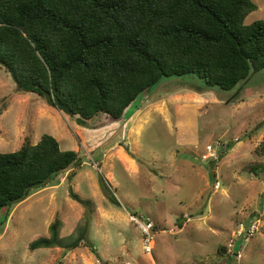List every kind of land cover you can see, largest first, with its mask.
Segmentation results:
<instances>
[{
    "label": "rangeland",
    "instance_id": "1",
    "mask_svg": "<svg viewBox=\"0 0 264 264\" xmlns=\"http://www.w3.org/2000/svg\"><path fill=\"white\" fill-rule=\"evenodd\" d=\"M251 1L257 10L246 25L264 21V0ZM142 99L123 123L103 126L98 116L85 127L35 94L17 93L0 66V101L7 103L0 152L48 134L83 159L71 180L61 174L11 207L0 230V264H264V157L255 154L264 140V69L230 91L205 89L193 75L162 78ZM129 215L152 221L151 255ZM56 218L64 239L87 219L92 248L31 251ZM253 221L258 230L239 261L218 253L239 224Z\"/></svg>",
    "mask_w": 264,
    "mask_h": 264
},
{
    "label": "trees",
    "instance_id": "2",
    "mask_svg": "<svg viewBox=\"0 0 264 264\" xmlns=\"http://www.w3.org/2000/svg\"><path fill=\"white\" fill-rule=\"evenodd\" d=\"M256 10L251 0H0V66L17 93L43 98L77 125L98 116L103 126L123 123L162 78L193 75L205 89L230 91L263 70L264 21L244 23ZM6 107L1 100L0 115ZM255 154L264 157V140ZM82 165L77 152L62 150L48 134L0 152V230L11 207L61 174L71 180ZM61 228L54 219L49 236L28 248H92L87 219L69 239Z\"/></svg>",
    "mask_w": 264,
    "mask_h": 264
},
{
    "label": "built area",
    "instance_id": "3",
    "mask_svg": "<svg viewBox=\"0 0 264 264\" xmlns=\"http://www.w3.org/2000/svg\"><path fill=\"white\" fill-rule=\"evenodd\" d=\"M211 146H206V151H211ZM129 220L137 226L141 233L142 251L146 255H151L154 249V235H153V223L149 218L137 217L135 215H129ZM257 221L250 222L247 225L239 224L233 234V240L229 241L226 246V252L234 256L235 260L239 261L242 257V251L244 247L250 242L257 232ZM240 243L237 249L236 245ZM235 254V255H234ZM98 264L99 261H97ZM160 264V263H154Z\"/></svg>",
    "mask_w": 264,
    "mask_h": 264
},
{
    "label": "crops",
    "instance_id": "4",
    "mask_svg": "<svg viewBox=\"0 0 264 264\" xmlns=\"http://www.w3.org/2000/svg\"><path fill=\"white\" fill-rule=\"evenodd\" d=\"M139 116V115H138Z\"/></svg>",
    "mask_w": 264,
    "mask_h": 264
}]
</instances>
